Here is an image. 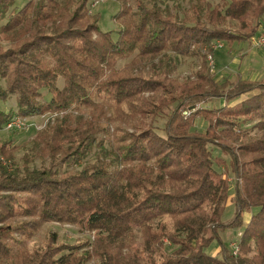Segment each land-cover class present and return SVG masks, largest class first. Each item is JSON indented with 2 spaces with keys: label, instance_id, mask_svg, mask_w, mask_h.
<instances>
[{
  "label": "trees",
  "instance_id": "obj_1",
  "mask_svg": "<svg viewBox=\"0 0 264 264\" xmlns=\"http://www.w3.org/2000/svg\"><path fill=\"white\" fill-rule=\"evenodd\" d=\"M115 1L113 39L96 14L87 16L88 0H36L20 10L0 0V21L7 18L0 35L9 42L0 45V103L14 96L18 118L55 116L32 139L21 169L9 165L26 145H0V264H264V79L218 84L207 63L215 42L255 36L264 0H181L180 15L158 0ZM179 57L200 60L195 81L171 78ZM120 60L128 62L116 68ZM42 91L52 95L46 104ZM219 99L222 108H197ZM169 110L159 135L156 121ZM9 119L0 108V129ZM197 119L204 133L192 131ZM209 146L228 162L213 159ZM91 154L92 162L69 169ZM214 165L235 179L227 222L229 186ZM44 223L96 234L75 245L48 234L29 252ZM242 228L234 258L219 234ZM213 242L220 258L205 252Z\"/></svg>",
  "mask_w": 264,
  "mask_h": 264
},
{
  "label": "rangeland",
  "instance_id": "obj_2",
  "mask_svg": "<svg viewBox=\"0 0 264 264\" xmlns=\"http://www.w3.org/2000/svg\"><path fill=\"white\" fill-rule=\"evenodd\" d=\"M33 1L36 0H15L14 7L17 8V10H20L22 7ZM158 1L160 2L162 9L166 8L172 14L180 15V12L187 8L186 2H182L181 0H158ZM218 1L219 0L213 1L212 4L215 5ZM145 2L147 3L148 0H145ZM118 7H119V3L116 2L115 0H88V3L86 4V13L88 17H92L93 15L96 14L98 16L97 26L99 30L101 32H111L113 39H115L117 36L116 32L118 31L119 27L114 23L113 18L118 12ZM6 19L0 21V27L6 24L7 21ZM233 25L235 28H237V25H235V23H233ZM261 30H264V16L262 17L258 31L255 34L256 37L258 36ZM0 45L4 48H7L9 46V42L6 39L5 34L0 35ZM261 48L264 49L263 47ZM235 53H237V50L235 51ZM229 56L226 55L225 47L224 48L217 47L215 55L213 54L211 59H207L210 72L217 83H223L225 81L233 82L237 77H239V75L232 74L229 71H225L223 68H220V66H222L223 64L229 63L230 61ZM127 62H128L127 60L118 61L116 64V68L122 67ZM217 65L219 66L220 71L218 70ZM199 66H200V60L197 58L179 57L176 68L171 73V78H173L178 82H183L185 80H189L193 82L196 80V73L199 70ZM253 69L256 72H260V73H263L264 71V67L262 66L255 67ZM4 86H5L4 82L0 80V88H4ZM56 86L58 90L62 89L63 87L62 78H59L57 80ZM146 96H151V95L146 94L145 97ZM51 98L52 95H50L46 91H42L41 98L39 99V101L43 104H46L47 102H49ZM95 101L100 102V99H96ZM223 102H224L223 99L211 100L210 103L205 105V107L216 108L219 106H223L224 104ZM0 108L4 113L10 114V119L0 129V145L3 142H11L12 146H17V147L26 145L25 151L20 150L17 153H15L14 161L12 162V164L9 165L10 169H14V168L21 169L23 155L26 153L29 154L30 156H33L32 153L30 152L32 139L36 136L37 132L44 129L48 123H53L55 116L47 113L42 116L18 118L15 116L16 106H15L14 96H9L5 103H0ZM190 110L193 109L191 108ZM169 115H170V110L165 111L164 115L161 116V118H159L156 121L155 126L157 133L159 135L164 134L163 127ZM253 124L254 123L246 124L245 128H250ZM206 126L207 124L202 119H197L194 122V128L192 129V131L204 133ZM208 148L210 150L213 159L221 158L225 161V164L226 162H228V158L223 156L219 149H216L213 146H209ZM93 157L94 154H91L89 157H87L84 160H80L79 162L71 166L69 169L73 171L80 170L83 166H85V164L92 162L94 160ZM42 165L43 164L39 160L34 159L30 167L31 169L38 170L41 168ZM45 165H47V162L44 164V166ZM214 169L218 174L221 175L223 179L227 181L229 186V193H228L229 203L227 204L224 210V214L222 216V221L227 222L232 218L234 213L233 199H234L235 179L233 175L229 172V170L226 169V166L224 168V167H217L216 165H214ZM65 170L66 168L60 169L61 172H64ZM256 211H257L256 209H251L249 212L250 214L253 215L254 213H256ZM243 215L245 216L246 214ZM244 218H245L244 220H247L246 216ZM240 232L241 229L226 230L224 232H220L223 234L222 241H224L223 243L227 248L228 252L230 253V255H231V246L238 240L239 238L238 234ZM48 234H54L59 243L75 245L78 242H82L85 240L92 242L96 233L89 232L86 229L80 228L75 225L44 223L36 229V232L33 234L31 240L27 242L26 246L29 252H34L41 249ZM135 238L137 240V244H139L140 236L138 232L135 234ZM211 247H218V246L215 242H213L211 246L208 249H206L205 252H207V254H209L210 256H214V255L216 256L217 254L211 253L210 250ZM172 250L173 248L171 246H166V248L164 249V253L169 254L172 252ZM87 264H92V262H89Z\"/></svg>",
  "mask_w": 264,
  "mask_h": 264
},
{
  "label": "crops",
  "instance_id": "obj_3",
  "mask_svg": "<svg viewBox=\"0 0 264 264\" xmlns=\"http://www.w3.org/2000/svg\"><path fill=\"white\" fill-rule=\"evenodd\" d=\"M255 39H256V36L253 37L252 39H250L248 42H245V43H233L231 46H228L225 42H215L214 45L215 44H219L221 46V48L225 47L226 55H228V56L230 55L229 56V60H230L229 63L223 64L222 66H220V68H223L225 71H229L232 74L239 75L241 80H245V81H261L262 79H264V71H263V73H260V72H256L253 69V68L258 67V66L264 67V49H262L261 46H257L255 44ZM236 50H237L238 54L235 53ZM215 53H216V50H215V52L213 54L215 55ZM217 67H218V70L220 71L218 65H217ZM218 84H221V83H218ZM254 94L255 93H249V94L243 95L240 99H237L236 101L232 102L230 104V106H233V105H235V104L247 99L248 97H250V96H252ZM207 104L208 103L200 104V105L197 106V108H199V109L206 108L207 109V107H205V105H207ZM224 105H225V103L223 104V106H219V107H216V108H222V107H224ZM208 109H211V108H208ZM244 214H246L245 216L247 217L246 218L247 220H244L245 216L244 215L242 216L243 217V223H244V226H245L249 222L251 216H253L255 213L253 215L250 214V212H249L250 215L248 214V212H246ZM243 228L241 230H243ZM219 235H220V237L222 239V235L223 234L220 233ZM210 250H211L212 254H217L218 255V256L214 255L212 257L220 258L219 248L218 247H211Z\"/></svg>",
  "mask_w": 264,
  "mask_h": 264
},
{
  "label": "built area",
  "instance_id": "obj_4",
  "mask_svg": "<svg viewBox=\"0 0 264 264\" xmlns=\"http://www.w3.org/2000/svg\"><path fill=\"white\" fill-rule=\"evenodd\" d=\"M255 44H256L257 46H261V47L264 48V30H261L260 33L258 34V36L256 37V39H255ZM217 47H221V46H220L219 44H215V45H213V49H214V50H216ZM211 58H212V57H211L210 55L207 56V59H211ZM192 111H194V110H190V109L185 110V111L182 112V116H184V117H188ZM240 236H241V232L238 234V237H239V238H240ZM239 238H238V240H237L234 244H232V246H231V256L234 257V258L237 257V254H238V252H239Z\"/></svg>",
  "mask_w": 264,
  "mask_h": 264
}]
</instances>
